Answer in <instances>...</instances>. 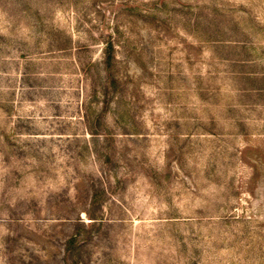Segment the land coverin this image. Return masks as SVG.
Masks as SVG:
<instances>
[{"label":"rangeland","instance_id":"374dc122","mask_svg":"<svg viewBox=\"0 0 264 264\" xmlns=\"http://www.w3.org/2000/svg\"><path fill=\"white\" fill-rule=\"evenodd\" d=\"M0 264H264V0H0Z\"/></svg>","mask_w":264,"mask_h":264},{"label":"trees","instance_id":"16d2710c","mask_svg":"<svg viewBox=\"0 0 264 264\" xmlns=\"http://www.w3.org/2000/svg\"><path fill=\"white\" fill-rule=\"evenodd\" d=\"M116 63V45L113 39H110L106 47L104 49V67L105 71L107 72V78L114 82L116 80V76L114 73V67ZM94 218V217H93Z\"/></svg>","mask_w":264,"mask_h":264}]
</instances>
